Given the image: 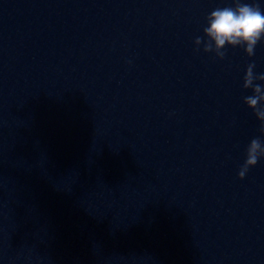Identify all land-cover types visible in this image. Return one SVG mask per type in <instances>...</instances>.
Instances as JSON below:
<instances>
[{
	"label": "clouds",
	"instance_id": "1",
	"mask_svg": "<svg viewBox=\"0 0 264 264\" xmlns=\"http://www.w3.org/2000/svg\"><path fill=\"white\" fill-rule=\"evenodd\" d=\"M203 31L207 40L197 37L195 44L199 46L203 42L205 52H215L223 59L226 46L242 47L252 57L257 44L264 39V12L258 5L241 4L237 0L235 8L214 9L208 15L207 27ZM254 68V64H249L243 78V88L252 90V95L246 96L244 102L261 122L260 130L264 134V84L255 83L257 80L264 81V74L256 75ZM261 157H264V141L254 138L247 147L245 162L238 172L239 178L243 179Z\"/></svg>",
	"mask_w": 264,
	"mask_h": 264
}]
</instances>
